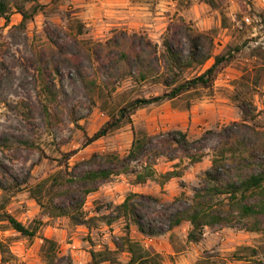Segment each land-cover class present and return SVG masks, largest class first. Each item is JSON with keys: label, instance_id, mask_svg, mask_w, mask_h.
Listing matches in <instances>:
<instances>
[{"label": "rangeland", "instance_id": "rangeland-1", "mask_svg": "<svg viewBox=\"0 0 264 264\" xmlns=\"http://www.w3.org/2000/svg\"><path fill=\"white\" fill-rule=\"evenodd\" d=\"M26 8L33 17L25 24L12 4L9 21L0 17V60L8 63L10 71L0 69V168L23 184L20 190H0V206H5L0 218L6 211L39 231L29 239L0 219V264H47L45 239L57 242L63 264H68V258L73 264H129L127 237L149 252L145 264H264V232L217 226L207 228L199 243H190L189 222L169 229L159 219L190 202L200 187L214 159L217 138L213 133L208 135L201 162L191 164L186 157L173 159L168 154L134 164L138 171L144 163L153 166L156 176L146 183H137L135 173L113 176L89 195L84 206L86 225H76L69 217H50L30 192L49 176L65 173L60 166L65 153L77 151L69 160L74 166L94 153L123 157L138 134L157 136L180 130L193 141L241 121L243 114L233 96L242 80L253 81L257 75L260 82L252 91L256 119L249 123L264 130V0L242 4L237 0H37ZM180 17L196 31L213 35L215 54L229 46L241 47L237 59L219 74L212 90L141 108L131 123L90 145H85L87 137L109 120L117 106L160 95L166 88L130 79L107 87L99 78L91 101L73 71L65 70L48 88L23 66L38 50L60 42L56 35L60 30L63 38L72 34L88 43L105 41L117 30L145 33L162 51L168 27ZM212 63L186 72L185 78L199 75ZM4 136L11 141L9 148L2 146ZM18 140L28 141L29 146L18 145ZM168 171L182 176L162 185L160 175ZM132 193L139 195L132 202L139 218L161 228V235H143L131 214L118 217V207Z\"/></svg>", "mask_w": 264, "mask_h": 264}, {"label": "trees", "instance_id": "trees-1", "mask_svg": "<svg viewBox=\"0 0 264 264\" xmlns=\"http://www.w3.org/2000/svg\"><path fill=\"white\" fill-rule=\"evenodd\" d=\"M36 1L0 0V17L9 21L8 10L12 4L22 15V24H25L33 17L26 5ZM237 1L242 4L244 0ZM62 34L61 30L56 33L60 42H56L55 46L38 50L23 64L27 72L33 71L34 77L45 81L48 88L50 84H56V79L62 77L65 70L75 73L83 93L91 101L99 78L104 79L107 87L130 79L136 83L152 81L166 88L160 95L135 98L117 106L110 112L109 120L93 136L87 137L85 145L120 129L125 123H131L132 115L141 108L212 90L219 74L237 59L242 49L229 46L224 52L215 54L213 35L196 31L183 17L168 27L162 51L147 34L140 32L117 30L105 41L89 43L82 42L72 34H66L67 37L63 38ZM258 54L263 55L262 51ZM211 60L213 63L202 73L185 78L186 72L201 68ZM0 69L10 73L4 59L0 60ZM259 82L260 75L253 81L250 78L242 80L240 90L233 96L243 114L241 121L232 122L218 132H207L193 141L180 130L157 136L138 134L127 155L94 153L74 166L69 165V160L77 151L65 153L60 161V166L66 168L65 173L57 172L31 188L32 197L50 217H69L76 225H86L88 220L84 206L89 195L97 192L113 176L135 173L137 183H146L156 176L153 166L144 163L143 170L138 171L134 164L168 154H172L173 159L186 157L191 164L201 162L206 155L208 135L213 133L217 138L214 159L200 187L195 190L190 202H184L181 208L170 212L165 218H159L160 221L167 223L169 229L189 222L191 229L187 240L190 243H199L207 228L217 226L264 232V130L249 123L256 119L257 108L252 91ZM1 143L9 148L11 141L4 136ZM17 143L29 146L26 140H18ZM0 174V190L21 189L23 184L15 180L9 171L0 168ZM181 176L182 173L177 171L162 173L161 184ZM12 180L15 181L12 183ZM137 196L132 193L125 199L118 207V217L131 214L143 235H161V228L152 222L144 224L139 218L132 203ZM4 207L0 206V211ZM0 219L23 237L33 239L38 234V227L30 228L6 211ZM108 223H112V220ZM126 242L127 250L132 255L129 264L147 263L149 252L128 237ZM45 243L43 251L47 264H63L58 258L57 242L45 239ZM96 257L97 254H92L93 260ZM68 264H73L71 258H68Z\"/></svg>", "mask_w": 264, "mask_h": 264}, {"label": "crops", "instance_id": "crops-1", "mask_svg": "<svg viewBox=\"0 0 264 264\" xmlns=\"http://www.w3.org/2000/svg\"><path fill=\"white\" fill-rule=\"evenodd\" d=\"M19 252H21L20 250H18Z\"/></svg>", "mask_w": 264, "mask_h": 264}]
</instances>
